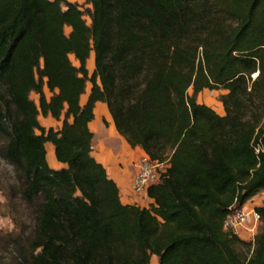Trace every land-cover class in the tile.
<instances>
[{"label": "trees", "instance_id": "trees-1", "mask_svg": "<svg viewBox=\"0 0 264 264\" xmlns=\"http://www.w3.org/2000/svg\"><path fill=\"white\" fill-rule=\"evenodd\" d=\"M86 2L90 25L70 0H0V153L29 213L18 264H264V231L246 257L224 228L264 191V0ZM205 89L227 91L224 115ZM98 101L131 146L169 159L148 208L124 204L92 154ZM46 142L67 167H50Z\"/></svg>", "mask_w": 264, "mask_h": 264}, {"label": "crops", "instance_id": "crops-1", "mask_svg": "<svg viewBox=\"0 0 264 264\" xmlns=\"http://www.w3.org/2000/svg\"><path fill=\"white\" fill-rule=\"evenodd\" d=\"M93 56V54H91ZM88 59L87 67H89ZM48 87L44 90L47 93ZM204 91V90H203ZM90 90H87L81 97V103L87 101ZM36 94V93H35ZM39 98V95L36 94ZM49 98V97H48ZM200 102V101H199ZM214 109L221 115L222 105L219 103ZM95 117L90 122V129L94 133L93 152L94 157L102 163L107 169L110 178L114 179L120 189V197L124 204H137L142 207H150L153 199L148 195H138L132 191V182L138 170L140 158L146 154L140 146L133 147L127 139L122 136L116 128L114 118L109 110L107 103L98 101L95 106ZM40 123L46 128L53 127L58 130L62 127V119L58 120L51 114L39 115ZM47 160L51 168L61 169L67 167L65 163L60 162L56 157L55 145L52 142H46ZM158 256L153 255L152 264L158 263Z\"/></svg>", "mask_w": 264, "mask_h": 264}, {"label": "rangeland", "instance_id": "rangeland-1", "mask_svg": "<svg viewBox=\"0 0 264 264\" xmlns=\"http://www.w3.org/2000/svg\"><path fill=\"white\" fill-rule=\"evenodd\" d=\"M76 3L81 10L85 13V19L87 23L91 24V18L89 16V10H92L93 6L86 2V0H70ZM71 32L70 27H66V33ZM91 59L89 61V71L93 72L95 65L94 53H92ZM75 64L78 65L74 56H71ZM91 83L88 82L87 90H90ZM227 91L225 90H210L205 89L198 95V100L202 103H206L213 109L219 103L222 105L223 115L226 113L223 103L220 100V96ZM47 97H51L52 93L47 89ZM32 99L39 103V98L35 93L31 94ZM264 125V116L262 120ZM5 138L0 136V151L2 146H4ZM18 181L17 174L14 167L6 160L0 153V264H18V254L13 245L12 239L18 237V219L28 218L29 213L25 210V205L20 199L18 193ZM255 201H249L244 205L243 209L245 211L249 210L250 206L264 205V191L254 197ZM247 221L248 226L241 228V238L246 241L245 244H238L236 246L237 250L243 253L246 257H249L252 253L256 234L258 232L264 231V217H261L256 225L254 234H249L248 228L251 224Z\"/></svg>", "mask_w": 264, "mask_h": 264}, {"label": "built area", "instance_id": "built-area-1", "mask_svg": "<svg viewBox=\"0 0 264 264\" xmlns=\"http://www.w3.org/2000/svg\"><path fill=\"white\" fill-rule=\"evenodd\" d=\"M255 149L256 153H259L262 150V144L260 142L257 143ZM137 167L138 170L133 179L131 188L133 193L146 196L148 195V187L160 182L164 175L167 174L170 162L169 159L165 161L152 160L148 154H145L140 158ZM249 201H255L254 197ZM258 206L259 204L250 206L247 211L242 208L229 214L224 222V228L229 232L241 236V228L247 227V221H250L249 224L251 225L248 228L249 234H254L256 225L261 218V213L257 210Z\"/></svg>", "mask_w": 264, "mask_h": 264}, {"label": "bare ground", "instance_id": "bare-ground-1", "mask_svg": "<svg viewBox=\"0 0 264 264\" xmlns=\"http://www.w3.org/2000/svg\"><path fill=\"white\" fill-rule=\"evenodd\" d=\"M93 65H95V63H94ZM158 263H159V262H158Z\"/></svg>", "mask_w": 264, "mask_h": 264}]
</instances>
